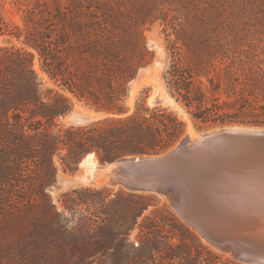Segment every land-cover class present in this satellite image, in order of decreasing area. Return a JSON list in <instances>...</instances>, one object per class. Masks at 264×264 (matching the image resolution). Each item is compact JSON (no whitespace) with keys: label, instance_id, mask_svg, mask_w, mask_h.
<instances>
[{"label":"trees","instance_id":"obj_1","mask_svg":"<svg viewBox=\"0 0 264 264\" xmlns=\"http://www.w3.org/2000/svg\"><path fill=\"white\" fill-rule=\"evenodd\" d=\"M63 1L27 6L22 29L0 11V264H91L114 246L111 264H201L188 242L216 264L221 257L166 207L137 225L153 195L120 190L110 199L86 188L54 202L48 189L88 153L101 162L158 155L184 135L173 111L144 98L128 105L129 82L150 60L144 32L155 25L167 41L163 81L196 130L264 127V0ZM73 100L105 116L61 125Z\"/></svg>","mask_w":264,"mask_h":264},{"label":"water","instance_id":"obj_2","mask_svg":"<svg viewBox=\"0 0 264 264\" xmlns=\"http://www.w3.org/2000/svg\"><path fill=\"white\" fill-rule=\"evenodd\" d=\"M148 67L138 69L129 82V94L131 84ZM146 104L161 106L162 101L152 93ZM88 112L72 110L66 117L71 125H84L105 116L91 109ZM196 134L192 140L184 136L158 155L101 162L88 153L78 167L81 169L87 158H96L102 166L110 167L112 185L128 193L164 195L201 240L240 264H264V127L217 126ZM81 183L74 177L62 184L72 187ZM62 184L57 183L63 189ZM54 191L55 187L48 189Z\"/></svg>","mask_w":264,"mask_h":264},{"label":"rangeland","instance_id":"obj_3","mask_svg":"<svg viewBox=\"0 0 264 264\" xmlns=\"http://www.w3.org/2000/svg\"><path fill=\"white\" fill-rule=\"evenodd\" d=\"M34 4L39 5V7H41L42 4H47L50 9H53L55 5H58V4L59 5L60 4L64 5V1L63 0H2L0 11H1V14H2L5 22L9 26H12V27L13 26H18V27H20L22 29L23 28V20H24V17H25L26 8H27V6H29V7L31 6L32 7ZM149 34H151L152 36L157 38L159 40V42L162 44L164 52H163V58H162V68L159 71V77H160V80H161L162 88L164 89L165 92L169 93L167 88H166V85H165V83L163 81V73H164V70H165V68L167 66V63H168V52H167L166 37L163 34L162 28L159 25L152 26V27L148 28L147 30H145V32H144L145 44H146L147 50L149 51V54H150V60L145 66H150V65L153 64L154 56L157 53V52H155L156 49H154L153 46L152 47L150 46V48H149L148 39H147V36ZM6 38L7 37H1L0 38V47L6 45V42H5ZM13 43L18 45V46H21V44L19 42L13 41ZM33 67H34V70L36 71V73L38 74L39 78L41 79L42 89L46 90L49 87H52V84L49 82L47 77L40 71L39 63H38V60H37L36 56L34 58ZM152 75L153 74L151 72H149L148 74L144 75L139 80L137 88H136V90L134 92H132V85H131V90H130L129 100H128V105L130 107H133V105L135 103V100L138 99V98H144L145 99V104H146V101H147L148 97L152 93H154V90H155L156 86L154 85V82L152 80ZM73 103H74L73 110L77 109V110H82V111H88V108L83 106V104L78 103L75 100H73ZM164 108H166V107H164ZM167 109L173 111L177 115V117L181 121H183L184 124H185V133L180 138V140L183 139L185 135H187L186 133H188V129H190V131H192L194 134L201 132V131L196 130L193 127V124H192L191 120L189 119L188 115L185 113V111L182 108H181V110L185 113L186 119L180 118V116L178 115V112H176L175 110L170 109V108H167ZM59 123L61 125H70L67 122L66 116L63 119L59 120ZM82 172H83V169L82 168L80 169L79 167H77L76 170L73 171V172L59 171V173L57 175V178H56V183L53 186V187H55L56 191L53 192L54 194L53 193H49L51 195V197H52L54 202H56L58 200L59 196L62 193L72 190V189L63 190L60 185H57V183L60 182L59 178L66 177V178H69V179H73L74 177L78 176ZM86 188L96 189V190H99V189H102V188L107 189V190L111 191L110 199H114L115 193L121 190V189H119L117 187L114 188V187H111V186H108V185H101L99 187H92V186H89V185H82L80 187H77V189H86ZM145 195H153L155 197V199L157 200V203L154 204V206H150L147 210L143 211L141 216L137 219V225L142 224L143 220L146 217L153 218V217L156 216L157 218H160V216L161 217L165 216L166 215L165 213H163L161 215L157 214V211H162L163 207H166L180 221H182L177 216V214L174 212V210H173V208L171 206V202H170V200H168L167 197L159 195V194H157V195L156 194H145ZM190 230L197 237V239L199 240V243L201 244L202 247H205V248L211 250L212 252H214L215 254H217V255H219L221 257L219 260H216V264H222L227 259L235 261V260L232 259V257L230 255H228V253H223V252H221L219 250H216V249L214 250V248L210 247L203 240H201V238H199V236L192 229H190ZM139 231H140V229L136 226L134 228V230L131 232L130 236H129V240H130L131 243H133V245H136V243H137V240H138L137 238H138ZM118 241H121V240L118 239ZM124 245L128 246V243L124 241ZM188 245L190 246L192 256H195L197 253H199V255H198V257H200L199 261L201 262V264H204V260L209 258L208 254H206L207 252L205 250H202V248H198V246H197L198 244H195V243L192 244V243L188 242ZM104 251H105V254L103 255ZM123 252H124V250H122L120 253H123ZM117 256H118V254H117V247L116 246H114L112 248L106 247L105 250H98L94 254L91 264H111L112 260L115 257H117ZM236 263H238V262H236Z\"/></svg>","mask_w":264,"mask_h":264},{"label":"bare ground","instance_id":"obj_4","mask_svg":"<svg viewBox=\"0 0 264 264\" xmlns=\"http://www.w3.org/2000/svg\"><path fill=\"white\" fill-rule=\"evenodd\" d=\"M147 39H148L149 46H151V47L153 46V48L156 49L155 52H157L158 55H157V58L155 59V62L151 66L146 68L145 70H141L139 78L137 79V81H135L134 83L131 84L132 85V92H134L136 90L139 80L144 75L151 72L153 74L152 80L154 82V85L156 86L153 95L158 97L162 101L161 106L175 110L176 112H178V115L180 116V118L186 119L185 113L181 110V108L177 104H175V102L169 97V95H167L168 93L165 92L161 86L159 71L162 68V58H163V52H164L162 44L159 42V40L157 38H155L151 34H149L147 36ZM75 111H80L82 113L89 114L88 111H82V110H77V109H75ZM102 117L103 116H100L99 118H102ZM67 122L71 125L68 118H67ZM186 134L187 135H185V137H187L189 140L197 138V135L194 134L192 131H190V129H188V133H186ZM81 168L83 169V172L81 174H79L78 176H76V178L78 177L82 181V183L80 185L67 187V186L63 185L62 183H64L65 181H72L73 179H69L66 177L59 178V181L63 186V190L77 188V187H80L82 185H89L92 187H99L101 185H108V186H111L114 188H116V187L118 188V186L111 184L113 181V177L110 176V171H111L110 167L109 166H102L101 164H99L97 162L96 158H87V160H85L84 163L82 164ZM159 195H162V194H159ZM162 196H164V195H162ZM208 245L210 247L214 248V250L215 249L218 250L214 246H212L210 244H208ZM228 255H230V254H228Z\"/></svg>","mask_w":264,"mask_h":264}]
</instances>
